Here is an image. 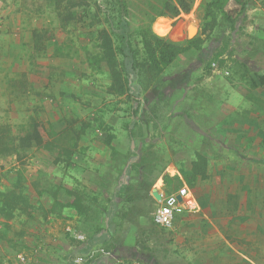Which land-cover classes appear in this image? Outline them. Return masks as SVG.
Listing matches in <instances>:
<instances>
[{
	"label": "rangeland",
	"instance_id": "rangeland-1",
	"mask_svg": "<svg viewBox=\"0 0 264 264\" xmlns=\"http://www.w3.org/2000/svg\"><path fill=\"white\" fill-rule=\"evenodd\" d=\"M158 1L126 0L131 97L117 0H0V264H235L227 242L250 251V224L264 251V0H230L217 21L209 0L175 19ZM191 23L200 47L154 67L141 30L186 47ZM184 185L198 205L156 223L154 192Z\"/></svg>",
	"mask_w": 264,
	"mask_h": 264
},
{
	"label": "trees",
	"instance_id": "trees-1",
	"mask_svg": "<svg viewBox=\"0 0 264 264\" xmlns=\"http://www.w3.org/2000/svg\"><path fill=\"white\" fill-rule=\"evenodd\" d=\"M119 5L122 7L119 13V24L117 28L110 26L112 32L118 35L119 42V53L123 55V67L124 71L127 73L126 79L119 83L120 91L122 94L129 93L132 97L133 95H138V89L132 85L133 80L136 77L135 73V51L133 50L130 40H129V30L130 24L129 21L125 18V9L127 7L126 0H117ZM230 0H209L205 6L206 16L210 18V21H217L219 14H225V7ZM240 2L241 0H234ZM195 0H159L157 4L153 6L155 10L156 17H168V18H178L182 14H189L192 11ZM153 18V20H155ZM159 23V22H158ZM156 34H164L157 27L154 28ZM142 45L144 48V53L146 57L151 61L154 67L162 68L167 67L175 61V59L180 55L188 51L189 49L196 47L199 48V40L193 39L190 40L186 47H177L172 44H169L161 39L154 38L149 30L142 29ZM111 40L109 39V44ZM108 57L112 61L114 51H108ZM230 52V51H228ZM115 80H119L117 76L114 77ZM258 82L254 81L255 86H264V72L258 74ZM120 81V80H119ZM65 134L69 135L67 131ZM56 134L55 137H57ZM59 136V135H58ZM80 135H77L75 140L79 138ZM71 138V137H70ZM69 137L60 136L57 139V144L59 148L58 158L62 159L66 165L71 166L73 164V155L75 153V144L71 142ZM262 163V162H260ZM196 172L204 173V168L201 169L200 164L195 165ZM111 230L103 233L96 234L95 236L85 240L83 242L84 246L82 248L83 252H90L95 246L103 243L107 237H109ZM70 264H75L73 261Z\"/></svg>",
	"mask_w": 264,
	"mask_h": 264
},
{
	"label": "built area",
	"instance_id": "built-area-1",
	"mask_svg": "<svg viewBox=\"0 0 264 264\" xmlns=\"http://www.w3.org/2000/svg\"><path fill=\"white\" fill-rule=\"evenodd\" d=\"M155 192L159 196V207L151 215L156 223L167 229H172L177 216L194 204L193 194L186 185L171 191L158 189Z\"/></svg>",
	"mask_w": 264,
	"mask_h": 264
},
{
	"label": "crops",
	"instance_id": "crops-1",
	"mask_svg": "<svg viewBox=\"0 0 264 264\" xmlns=\"http://www.w3.org/2000/svg\"><path fill=\"white\" fill-rule=\"evenodd\" d=\"M193 199H194V204L192 208L198 205L195 197ZM256 228H258V230H256ZM251 229L255 231V234H252ZM260 229L261 228H259L258 226L256 227L252 224L248 225V228H247L248 233L245 235V238L240 242V244H243L244 247L248 246V249H250V251L248 252L246 251L245 248H241V249L238 247L236 248L235 247L236 245H231L229 242H227L232 247L231 249L234 251V254H232V252L227 253L226 257L230 258L231 260H234L235 264H240L241 262L242 264H264V251L259 250V252H257V251H254V249H251L252 244L256 242V239H255L257 237L256 234H258V242H260V240L262 239L260 235L261 234ZM235 243H239V242L237 241ZM257 246L260 248L261 244L258 243ZM231 254L234 255L235 258H232Z\"/></svg>",
	"mask_w": 264,
	"mask_h": 264
},
{
	"label": "water",
	"instance_id": "water-1",
	"mask_svg": "<svg viewBox=\"0 0 264 264\" xmlns=\"http://www.w3.org/2000/svg\"><path fill=\"white\" fill-rule=\"evenodd\" d=\"M198 29H199V26L197 24L195 23L190 24L189 29H188V39L189 40H192L195 38V36L198 33ZM154 196L156 197L157 200L159 199V196L156 194V192H154Z\"/></svg>",
	"mask_w": 264,
	"mask_h": 264
},
{
	"label": "bare ground",
	"instance_id": "bare-ground-1",
	"mask_svg": "<svg viewBox=\"0 0 264 264\" xmlns=\"http://www.w3.org/2000/svg\"><path fill=\"white\" fill-rule=\"evenodd\" d=\"M165 27V26H164Z\"/></svg>",
	"mask_w": 264,
	"mask_h": 264
}]
</instances>
